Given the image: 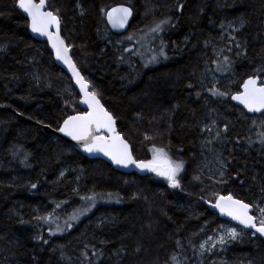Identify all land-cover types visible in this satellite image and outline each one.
Returning a JSON list of instances; mask_svg holds the SVG:
<instances>
[{
  "label": "trees",
  "instance_id": "obj_1",
  "mask_svg": "<svg viewBox=\"0 0 264 264\" xmlns=\"http://www.w3.org/2000/svg\"><path fill=\"white\" fill-rule=\"evenodd\" d=\"M118 5L134 11L130 30L121 36L111 32L105 15ZM47 9L58 10L79 70L117 120L135 158L150 161L153 148H163L184 162L181 187L155 174H123L43 131L81 113L79 95L47 44L31 36L16 0H0V264H260L264 239L247 231L221 252L200 248L227 224L209 207L218 196L255 204L264 193V135L258 127L264 115H245L231 102L232 93L215 96L200 84L206 64L217 70L224 56L231 67L218 72L235 81L233 92L251 76L264 77V0H47ZM169 17L172 23L160 36L167 58L155 55L149 63L146 31ZM235 22L244 23L235 34L244 51L213 62L219 29ZM153 41L152 48L162 46ZM208 109L227 125L228 173L218 191L199 165L200 124ZM244 142L252 144L248 154L238 150ZM92 196L102 204L69 231L50 235L52 224L38 219L71 215ZM155 201L161 213L152 211Z\"/></svg>",
  "mask_w": 264,
  "mask_h": 264
},
{
  "label": "snow or ice",
  "instance_id": "obj_2",
  "mask_svg": "<svg viewBox=\"0 0 264 264\" xmlns=\"http://www.w3.org/2000/svg\"><path fill=\"white\" fill-rule=\"evenodd\" d=\"M16 5L30 18L31 30L40 35L47 36L52 42V47L56 50L57 59L62 60L72 69L73 75L76 77V82L80 85V89L84 93L85 98L82 102L87 104L91 109L90 112L69 116L64 120L63 126L58 130L66 136L71 137L72 140L83 143L86 152H101L110 157L117 165L123 167L135 165L142 170L154 172L157 176L165 178L171 187L180 188V173L184 170V162L182 160H173L163 148L157 149L154 147L152 160L137 161L132 155L128 142L116 133L114 127L115 120L112 114L100 103L95 92H89L87 90L88 82L76 69L68 55L70 50L69 46L65 44L64 39L60 36L61 18L58 10H46L47 0H39L38 3L36 0H16ZM178 7L181 10L183 9V5H178ZM132 13L133 9L131 7L113 8L111 12L107 13V17L113 27L123 28L126 26ZM168 23H170V19L161 20L150 31L153 33L162 32L164 30L163 26ZM53 27H55V32L50 30ZM128 39H131V37H128ZM161 45L159 54L167 58L164 52L163 41H161ZM156 59L157 57L154 56L153 61ZM223 61V64H217V71L230 69V58L224 56ZM259 71L261 69H257V72ZM209 91L219 97H228L230 95L227 90L221 91L217 88L209 89ZM230 98L238 101L248 112L264 113V80L261 79L260 75L249 77L243 82V92L231 95ZM102 129L113 133V135L111 137L97 135L96 133ZM224 130L227 131V125H225ZM216 135L219 136L220 133L217 132ZM25 160H27V156H25ZM220 175L223 177L224 173L221 172ZM31 187L35 188L36 185L32 184ZM84 199L92 201L91 206H95V196L85 197ZM213 207L219 209L221 214L237 221L242 226V229L241 231H237L236 227L226 228L218 240L211 243L209 250L214 249L217 243L226 245L230 240H237L242 236L244 230H252L251 235L253 236L259 234L260 237H264V207L246 203L243 200L234 198L231 194L219 196ZM254 208L259 212V216L253 214ZM38 219L51 221L52 216L38 217ZM71 219H76L75 215ZM65 223L67 224V221ZM67 227L71 228L72 225L67 224ZM57 231H62L59 225H57ZM37 239H42V237L38 236ZM212 239V237H209V240ZM44 242L47 243V241ZM200 248L204 249L205 244H201ZM173 259L175 260L176 258L173 257Z\"/></svg>",
  "mask_w": 264,
  "mask_h": 264
},
{
  "label": "rangeland",
  "instance_id": "obj_3",
  "mask_svg": "<svg viewBox=\"0 0 264 264\" xmlns=\"http://www.w3.org/2000/svg\"><path fill=\"white\" fill-rule=\"evenodd\" d=\"M144 3V2H143ZM159 4V2H157ZM163 3V2H161ZM145 7L147 8V4L145 5ZM144 7V8H145ZM158 8H156L157 10ZM170 13V12H169ZM149 13L146 11H144V13L142 14L143 18H147L146 16ZM167 19H170V23H172V17H169ZM165 24L166 26L169 25ZM211 26V25H210ZM244 28V23L242 22H235V23H230L227 25L222 26L219 30L221 31V46L218 48H215L212 51V55L213 58H215V60H213V62H218L219 58L224 56L225 54H230V53H235L236 56H240L241 51H244L243 46L241 44H239V42L237 41V38L235 37V34L242 30ZM146 32H148V41L145 45V50H144V56L149 57V59L147 60V62H153V57L155 55H160L159 53L157 54V52H159L160 48L158 46H155L152 48V45L154 44V41L160 44L162 38L160 37L162 33H164V30L162 32L159 33H153L149 30H147ZM131 34H127V38L130 37ZM233 43V47L231 46L229 48V44ZM239 45V46H238ZM165 52V49H164ZM166 53V52H165ZM163 57L164 56H160ZM212 65L211 64H206L205 66V70L203 71L202 74V79H201V84L203 85V83L205 82L204 86L208 87V88H217L219 89V87H222L225 90H227L231 95L236 94L238 92H233V86L235 85V81H233L231 78L227 77V76H221V73L218 72L217 70H213L212 69ZM216 69H217V65H216ZM39 78H42L43 80H47L41 76H39ZM221 84L219 87L218 85ZM66 91L71 94V88L66 86ZM214 115V116H213ZM220 115V116H219ZM214 110H210L208 109V112L204 118V123L202 122L200 124L201 130L204 133V136L201 140V154H200V166L203 172V175L205 177V180L208 181V183L210 184V186L212 187V189H215L218 191L219 185L218 183L222 182L225 180L226 175L228 173L227 169H228V164H227V160H226V156L224 153V150L226 149V145L228 142V138H227V131H225V126H222L220 124H218V121H216L218 118L220 117H224L221 114H219ZM252 118H255L257 116H251ZM247 121L245 120V123ZM247 124V123H246ZM258 127L260 129V134L264 135V118H260L259 119V124ZM210 129V130H209ZM224 130V132H223ZM219 132L220 135L217 136L216 133ZM252 134H256V132H258L257 129L252 128L251 130ZM243 148H245L243 150ZM238 150L242 153L248 154V151L252 150V144L245 143L243 147H239ZM153 155L154 153L152 152V159H153ZM151 159V160H152ZM223 172L224 176L221 177L220 173ZM156 175V173H154ZM157 176V175H156ZM162 179H164L165 181H167L165 178L158 176ZM192 182V181H191ZM197 182V181H196ZM194 184V183H193ZM197 184V183H196ZM105 193L108 192L107 190L104 191ZM215 196V195H214ZM219 197V196H218ZM217 197V199H218ZM216 199V201H217ZM260 200H264V193L261 194V196H259L257 199H254V202L259 205L260 207H264V202L260 203ZM99 201H101V199L96 198L95 197V206L92 207V201H87L85 202V204L81 207L76 209L71 215H67V214H63L62 217H58L55 220L52 219L51 221H46V223L48 224H52L50 226V235H56V234H61L63 232L69 231L71 230L75 225H77L80 221H82L84 218L88 217L91 212H93L95 210V208L97 206H99L102 203H99ZM215 201V202H216ZM154 208V209H153ZM161 206H158V203L155 201L152 205V211H155L156 213H161ZM75 215L76 219H71V217ZM258 216H259V212H258ZM152 216L149 215V218H151ZM67 221V224H71L72 227L69 228L67 227V224L65 223ZM159 223L160 221H156L155 222V233L159 230ZM57 225H59L60 229H62V231H57ZM232 227H236L237 231H241V229L239 227H237L236 225L234 226L233 224H221L220 227L209 237H212V240H209V237L207 239H205L204 243L205 244V248L207 249L209 252H213V251H217V252H221V250L225 247H227L229 244H231L234 241H228V243L226 245H220L217 243V246L214 249L209 250L211 243H213L214 241L218 240L219 236L222 235L224 233V230L226 228H232ZM244 233V231H243ZM243 236V234H242ZM242 236L240 238H238L237 240L241 239ZM235 240V241H237ZM207 241V243H205ZM159 262V263H158ZM155 264H174L173 261H166V259L160 260ZM154 263V262H153ZM259 263L260 264H264V259L260 258L259 259Z\"/></svg>",
  "mask_w": 264,
  "mask_h": 264
},
{
  "label": "water",
  "instance_id": "obj_4",
  "mask_svg": "<svg viewBox=\"0 0 264 264\" xmlns=\"http://www.w3.org/2000/svg\"><path fill=\"white\" fill-rule=\"evenodd\" d=\"M209 1H213V0H209ZM37 3L39 2L36 1ZM120 7H128V6H125V5H118V6H115V7H112L108 12H111V10L113 8H120ZM47 10V8H46ZM22 11V10H21ZM23 12V11H22ZM25 15V17L29 20L30 24H31V21H30V18L27 17V14L26 13H23ZM134 19V12L132 13V15L129 17L128 21H127V24L125 27L123 28H117V27H113V25L109 22L108 20V17H107V14H106V20H107V23L109 25V28L110 30L114 33V34H117V35H121V34H124L125 32H127L130 27H131V23ZM52 32H55V27H53L52 29H50ZM30 33H31V36L36 39L37 41H40V42H46L48 47H49V50L51 52V54L53 55V59H54V62L55 64L61 68L69 77H70V80L72 81V84H73V87L76 89V91L78 92L79 96H80V100H79V106H80V109H81V113H78V114H83L85 112H90L91 109L88 107L87 104L83 103L82 101L84 100V93L81 91L80 89V85L76 82V77L73 75V71L72 69L69 67L68 64H65L62 60H59L57 59V56H56V50L52 47V42L48 39L47 36H43V35H40L38 33H35L31 30V27H30ZM60 36L64 39L63 37V34H62V22L60 24ZM64 42L66 45H68L64 39ZM69 57L71 58V61L73 62V64L75 65L76 69L79 71V73L83 76V74L81 73V71L79 70L77 64L75 63L74 61V58H73V50L69 47ZM84 77V76H83ZM85 79V77H84ZM86 80V79H85ZM264 80V79H263ZM87 81V80H86ZM246 81V80H245ZM88 82V81H87ZM89 92H91V87H90V84L88 82V89H87ZM241 92H243V85L241 86ZM237 94V93H236ZM235 95V94H233ZM97 98L99 99V97L97 96ZM100 103L104 106V104L102 103V101L99 99ZM232 103L241 108L242 110H244L248 115H261V114H264V113H251V112H248L246 108H244L243 105H241L238 101H235V100H232ZM104 108L106 109V107L104 106ZM107 110V109H106ZM110 113V112H109ZM78 114H74V115H71V116H75V115H78ZM113 116V115H112ZM114 118V116H113ZM115 120V131L116 133H118L120 136L121 133L119 132L118 130V126H117V120L114 118ZM63 124L60 126L62 127ZM59 127V128H60ZM58 128V129H59ZM58 129L54 130V129H51V128H48V127H44L43 128V131L49 135H53V136H56L58 139L68 143L69 145H71L76 151H78L79 153L83 154L84 156L90 158V159H101L105 162H107L108 164H110L113 168L117 169L118 171H120L121 173L123 174H137V175H140V176H146L148 174L151 173V171H148V170H142L138 167H136L135 165H130L128 167H123V166H120V165H117L115 164L111 159L110 157L104 155L103 153L101 152H92V153H89V152H86L84 150V147H83V143H78L77 141H74L71 139V137L69 136H66L64 133H61ZM97 135H101V136H106V137H111L113 135V133L111 132H108L107 130H100L99 132L96 133ZM123 137V136H122ZM124 138V137H123ZM125 139V138H124ZM126 140V139H125ZM127 141V140H126ZM129 144V143H128ZM130 146V150L132 152V155L133 157L135 158L134 156V153H133V150H132V146L129 144ZM136 159V158H135ZM237 199V198H236ZM215 204V203H214ZM214 204H211L210 205V209L215 212L216 214H218L222 219H225V220H228V221H231L233 222L235 225H237L238 227H241L237 221L233 220L231 217H228L226 215H223L220 213L219 209L213 207ZM248 232H251L252 230H246ZM259 235V234H258Z\"/></svg>",
  "mask_w": 264,
  "mask_h": 264
},
{
  "label": "flooded vegetation",
  "instance_id": "obj_5",
  "mask_svg": "<svg viewBox=\"0 0 264 264\" xmlns=\"http://www.w3.org/2000/svg\"><path fill=\"white\" fill-rule=\"evenodd\" d=\"M263 78V77H262ZM261 78V79H262ZM240 92V91H239ZM244 112V111H243ZM244 114L246 115V112H244ZM215 190V189H214ZM228 195V194H227ZM232 195V194H231ZM226 196V195H225ZM234 198H237V197H235V196H233ZM237 199H239V198H237ZM241 200V199H240ZM255 203V202H254ZM256 204V203H255ZM253 214H255V215H257L258 216V211L255 209H253ZM227 222V224H233L234 225V223L233 222H231V221H226ZM235 226V225H234ZM241 229V228H240ZM244 231H246V230H244ZM248 232V231H247ZM251 233V232H250ZM256 236H259L258 234L256 235ZM260 237V236H259ZM261 238H264V237H261Z\"/></svg>",
  "mask_w": 264,
  "mask_h": 264
},
{
  "label": "bare ground",
  "instance_id": "obj_6",
  "mask_svg": "<svg viewBox=\"0 0 264 264\" xmlns=\"http://www.w3.org/2000/svg\"><path fill=\"white\" fill-rule=\"evenodd\" d=\"M106 15V14H105ZM64 72V71H63ZM261 238V237H260ZM264 239V238H263Z\"/></svg>",
  "mask_w": 264,
  "mask_h": 264
}]
</instances>
